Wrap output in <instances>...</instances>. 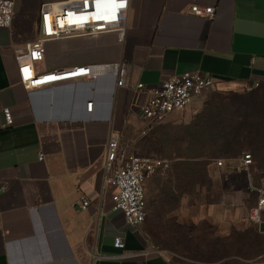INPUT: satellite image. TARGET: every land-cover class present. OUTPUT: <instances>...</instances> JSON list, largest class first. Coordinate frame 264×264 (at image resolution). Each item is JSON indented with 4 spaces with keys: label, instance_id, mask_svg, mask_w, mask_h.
Here are the masks:
<instances>
[{
    "label": "crops",
    "instance_id": "obj_1",
    "mask_svg": "<svg viewBox=\"0 0 264 264\" xmlns=\"http://www.w3.org/2000/svg\"><path fill=\"white\" fill-rule=\"evenodd\" d=\"M59 1L65 0H14L12 23L0 28V180L8 183L0 193V264H177L154 248L144 223L127 226L112 209L113 188L103 184L108 136L118 133L123 149L143 137L137 107L147 96L134 90L139 83L155 87L200 72L215 80L217 90L264 85V0H129L122 43L114 33L50 41L36 64L45 72L122 61L126 88L107 74L26 90L15 56L37 38L40 6ZM193 5L213 7V19L191 15ZM5 107L13 119L9 127ZM157 173L145 183L146 211L169 208L177 225L213 228L229 240L253 225L249 208L228 204L205 186L180 198L162 187ZM116 237L122 249L114 247ZM249 263L264 264V254Z\"/></svg>",
    "mask_w": 264,
    "mask_h": 264
},
{
    "label": "built area",
    "instance_id": "obj_2",
    "mask_svg": "<svg viewBox=\"0 0 264 264\" xmlns=\"http://www.w3.org/2000/svg\"><path fill=\"white\" fill-rule=\"evenodd\" d=\"M122 5V6H121ZM129 0H65L46 2L40 6L38 36L24 45L21 53L15 56L19 83L26 90L51 87L53 85L77 81L80 79L95 80L101 75H111L116 79L117 88H126V64L122 61L96 65H80L38 72L36 64L45 54V45L50 41L70 38H96L105 33H114L119 43L124 41ZM14 0H0V28H8L12 23ZM191 15L213 19V7H190ZM259 88L255 82L246 90ZM135 91L147 96L145 102L137 107L142 136L174 113L189 107L194 99L217 91L215 80L200 72H184L170 77L155 87L139 83ZM93 102L86 103V111L91 112ZM4 126L13 123L10 109H2ZM39 153L38 161L43 160ZM226 162L234 172L245 175L248 190L254 200L248 209V220L256 226H264V176L258 184L252 180V169L255 163L250 153H242L235 159H216V168L224 167ZM170 162L154 156H141L127 152L120 146L118 133L110 131L103 164V184L113 188L111 195L112 209L122 214L124 223L139 228L145 221L146 180L157 172H164ZM8 188V183L0 180V193ZM87 201L80 203V209L86 210ZM114 247H124L121 237L114 239Z\"/></svg>",
    "mask_w": 264,
    "mask_h": 264
},
{
    "label": "rangeland",
    "instance_id": "obj_3",
    "mask_svg": "<svg viewBox=\"0 0 264 264\" xmlns=\"http://www.w3.org/2000/svg\"><path fill=\"white\" fill-rule=\"evenodd\" d=\"M221 91L209 92L195 107L172 114L134 144H125V150L168 160L169 169L154 176L162 182L163 188L177 190L180 198L185 194L194 196L198 187L205 186L217 198L224 196L228 199V204L249 208L255 196L249 193L245 175L233 173L225 166L215 168L212 162L214 158L209 161L208 148L193 151V138L198 127L226 109L223 106L228 104L231 97L225 96L226 91ZM197 152L204 158L195 162L197 159H193V156ZM253 156L256 164L251 171L252 180L258 184L264 176V153ZM198 170L201 183L192 185L190 182L196 179L194 173ZM147 215L148 220L142 225V230L156 250L177 264H250L252 257L264 254V227L250 225L244 230L232 232L229 241H222L213 228L196 230L193 226L177 225L169 208L163 212L150 208ZM242 234L249 238L251 244H236V236Z\"/></svg>",
    "mask_w": 264,
    "mask_h": 264
},
{
    "label": "trees",
    "instance_id": "obj_4",
    "mask_svg": "<svg viewBox=\"0 0 264 264\" xmlns=\"http://www.w3.org/2000/svg\"><path fill=\"white\" fill-rule=\"evenodd\" d=\"M220 91V90H217ZM221 93H223L221 91ZM225 96L231 97L228 104L223 106L222 112L218 115L202 123L198 127L196 135L193 138V148H208L209 161L212 162L218 157L221 159H234L242 153H250L254 163L253 155L264 153V85L257 90L229 92L226 91ZM195 131V130H194ZM198 150V151H199ZM251 152H249V151ZM193 159L198 162V152L194 154ZM188 175V168H186ZM195 180H190L191 184L201 183L200 171L194 173ZM205 173L203 174V184L205 181ZM189 182V181H188ZM238 235V233H236ZM245 234V233H244ZM232 235V234H231ZM236 244H248L249 238L240 235L236 236ZM222 241H229L223 239Z\"/></svg>",
    "mask_w": 264,
    "mask_h": 264
},
{
    "label": "snow or ice",
    "instance_id": "obj_5",
    "mask_svg": "<svg viewBox=\"0 0 264 264\" xmlns=\"http://www.w3.org/2000/svg\"><path fill=\"white\" fill-rule=\"evenodd\" d=\"M122 6V5H121Z\"/></svg>",
    "mask_w": 264,
    "mask_h": 264
}]
</instances>
